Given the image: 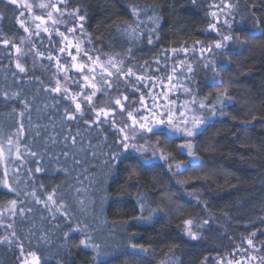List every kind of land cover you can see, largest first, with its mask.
I'll list each match as a JSON object with an SVG mask.
<instances>
[{"label":"trees","instance_id":"16d2710c","mask_svg":"<svg viewBox=\"0 0 264 264\" xmlns=\"http://www.w3.org/2000/svg\"><path fill=\"white\" fill-rule=\"evenodd\" d=\"M212 2L226 9L227 23H219L216 31L209 30ZM69 5L67 12L79 8L85 17L81 31L89 55L99 57L94 64L113 61V68L127 66L151 75L161 85L170 83L174 95L185 102L193 97L216 104L217 93L228 89L230 103H225L223 117L195 136L201 168L192 173V180L206 210L225 219L241 237L255 233L264 254V36L258 34L264 29V0H69ZM20 17L17 5L0 0V147H14L16 156L9 157L5 169L0 164V177L7 170L9 184L19 192H8L0 184V205H12L0 264H18L20 251L34 252L40 264H97L95 249L80 244L89 237L108 254L102 257L104 264H217L231 253L232 242L216 228L203 229L197 240L187 235L185 221L199 223L201 209L178 198L164 166L152 164L132 173L139 156L119 147L120 121L112 116L114 111L94 123L95 112L84 102L88 124L67 118L65 109L71 105L74 110L71 97L80 89L65 78L80 75L69 68L71 57L59 54L61 41L51 36L55 43H49L43 32L35 35L36 28L29 27L31 53L17 62L14 47L21 48L26 38ZM249 32L257 35L245 48L229 42L228 58L214 55L219 51L214 42L222 36L243 39ZM213 60L215 72L204 68ZM179 63L184 65L180 72ZM214 75L224 83H213ZM57 81L61 91H51ZM123 81L127 87L130 81ZM102 102L97 94L92 98L97 109H108ZM174 141L164 144V151L184 160ZM116 152L131 158L117 167L111 159ZM137 201L145 205L144 216L152 210L157 215L131 226V218L141 215ZM130 243L147 251L131 255Z\"/></svg>","mask_w":264,"mask_h":264},{"label":"snow or ice","instance_id":"6c2138e0","mask_svg":"<svg viewBox=\"0 0 264 264\" xmlns=\"http://www.w3.org/2000/svg\"><path fill=\"white\" fill-rule=\"evenodd\" d=\"M8 5H17L18 0H7ZM69 0H48V2H40L37 7L42 10H46V17L47 20H51L53 25L56 24H63L66 23L62 17L65 16L67 9L69 8ZM25 7L29 12H31L33 5L25 3ZM231 7V5H229ZM136 10L134 9V14ZM53 13L58 14L57 18H53ZM80 9L74 8L72 12L67 13L69 17L75 18L78 16L79 21H83L85 17L83 15H79ZM24 13L21 12V16H23ZM215 13H213V16ZM34 20H39L41 22H45V16L44 15H36L32 17ZM20 26L24 29L25 32H29V28L25 27V21L20 20L19 21ZM227 23V21H225ZM229 28H231V25H228ZM80 29H83V24L79 25ZM209 27L216 31V25L210 24ZM36 28H40V24L36 25ZM44 32L49 33V43H55L51 40V33L49 32V29L45 27L43 29ZM55 31L63 37L65 40H67V36H65L64 32H59L58 29H55ZM67 32H74V28H66ZM219 34V33H218ZM258 34L260 36H264V29H258ZM35 35L39 36L40 33L36 32ZM257 33L249 32L243 39L239 35L233 36L231 34L222 36L221 39L216 40L214 42V48L218 49V52H215L214 55L219 57L222 60H225L229 56V51H232L229 48V42H232L234 45H236L239 48H245L250 40H253L256 38ZM90 42V41H89ZM150 44L152 43L151 39L148 41ZM5 45L9 43L7 39L3 41ZM71 46V45H70ZM35 47V45H33ZM77 55L81 56V60L84 61V58L86 57L87 60L82 63H74L77 60V55H73L71 51L67 52V57H71V61L73 63H70L68 66L69 68H76L77 73L80 75V79H76L75 74L72 77H66L65 79H72L73 84H75L80 91L74 94L71 99L75 103L74 110L71 109V105H69L65 109V113L67 115V118L69 120H77L81 119L83 120L84 124L89 123V119H84V112L81 108V104L86 102L87 107L91 112H95L96 115V121H93L94 123H99V118L101 116H104L105 118L108 117L109 113L111 111H117L121 117L124 116L126 106L121 102L120 98H116L114 100V106L113 108H110L108 111L105 110V108H99L97 109L95 105L92 104V98L96 96L97 91H102L103 95H108V89H111L115 86L116 90H119L120 87V79L121 77H132L135 75L133 70L131 68H128L127 71H124L122 68H117L116 73L108 72L107 77L101 75V81H100V87H97V83H94L93 81L96 80V77L93 75L90 78L89 73H92L94 69L88 67V62L96 63L97 60H99V57H97L95 60L91 55H89L88 50L81 51L79 44L77 43L74 45ZM209 52L213 51V47L209 46L207 49ZM17 51L19 52L20 49L17 48ZM60 52H65L66 49L64 47L59 48ZM175 51V50H174ZM201 51H204V49H201ZM38 55L43 56V53H38ZM67 57H65V60H67ZM48 59L51 60L53 57L51 56L50 50H49V56ZM111 63V61H110ZM230 63V61H229ZM59 64V61H58ZM112 67H116L115 64H112ZM211 67V70L213 72L216 71V62L213 60L211 64H205L204 68ZM17 68L20 72H24L25 69L23 66H21L20 63H17ZM87 69V71H86ZM175 71V69H173ZM189 72L192 71L191 68L188 69ZM116 76L115 85L113 84V81L108 79V77ZM144 77L137 76L136 80H142ZM169 80L172 78L169 77ZM212 81L215 84H223V79H217V76L212 77ZM134 91H139V88H135V85L133 84ZM85 88H89L92 91L90 93L85 91ZM51 91L54 92H60L61 87L59 81H57V85L55 88L51 89ZM69 91L68 88L64 89L65 94H67ZM184 91L186 93H190V89L185 88ZM144 93H141L139 98V103L143 106V111H141L140 108H135L133 110L127 111V119H122L120 121L121 126L117 129L118 133H122V137L118 141V145L120 148L124 150V153H127L129 151L131 152H138V153H144L151 150V156L150 157H143L135 159V165L132 168V173L135 174L138 169H146L147 167L151 166L153 164V161H168L169 156L164 155L163 152V146L166 143H174V137L179 136L181 139L184 140V143L176 145V152L179 155L186 156V160H181L180 162L175 164V170H173L172 163H168L167 171L172 173V176H176L178 174H183L184 172L188 171L189 169H196L201 167L200 158L194 154V146L189 138L195 137L199 134H201L202 131L207 130L208 126H211L213 122V117H216L218 115L223 116L224 113L222 111H218L216 105H206L205 103L201 102L199 104V109H201L200 115H193L191 117V120H189L183 111L179 112V117L177 118L176 113L173 112V110L168 107L167 105H164L163 111H158L157 109L160 107L156 103V96H152L151 98V104L152 107L149 108L147 105L144 104ZM162 96H166V93L161 94ZM77 96L81 97V102L77 103L76 98ZM221 97L225 99H230L228 89L225 88L223 92L217 93V100L220 104V108L222 109L225 107L224 100L221 99ZM124 101H128V108H132L133 101L129 100L128 96H123ZM169 104H175V100H171L168 102ZM193 103L195 101L193 100ZM115 106H119L118 108H115ZM147 113V115L145 114ZM78 114V115H77ZM233 119H235L233 117ZM257 118L255 116L252 117V120H256ZM128 121H131V124L128 123ZM244 124H249L251 121H242ZM112 126H116V121L113 119ZM129 129L128 132H125V129ZM157 137V140L155 143H149V139H146V136ZM139 137L140 140H144L145 144L137 145L136 143H129V141H136ZM163 138V143L161 142V139ZM75 138H73L74 141ZM9 144H11V138H9ZM147 145V147H145ZM122 152H116L114 155H112L111 159L115 160L117 162L116 166L118 167L119 164L123 163L124 160L130 159V156H125ZM159 153V154H158ZM31 155L35 156L36 153H31ZM0 156H2V149H0ZM123 157V159H122ZM107 163V161L105 162ZM111 167V166H110ZM40 169L37 168V171ZM127 170V169H126ZM177 183H183L180 181H177ZM0 184L8 191V192H15L17 195H19V192L16 188L12 187L11 184L8 182L7 177V170H5L2 177H0ZM191 195V193H189ZM51 199V197H49ZM11 203L13 205L16 204L15 200H12ZM138 210L141 213V215H136L131 218V226H136L141 223H146L149 221H152L153 217L157 215V210H152L148 216H144L142 213L145 211V205L142 201H137ZM186 224L191 225L192 221L188 220L185 221ZM207 223V221H205ZM13 236H15V233H12ZM188 235L191 237V239L195 240L197 239V235L189 230ZM253 236L255 233L252 234ZM131 239V238H130ZM7 240V237L0 238V243H4ZM91 238L89 237L87 240H81L80 244L84 247H93L96 251V256L94 257V260L97 261V264H104L102 257L105 255H108L107 253H103L100 249L99 245H94L90 243ZM248 244L251 246L253 244L252 240L249 239ZM8 243H11V241H8ZM129 248L133 250L131 255H135L137 251L139 252H146L147 249H145L142 245H136L134 243H130L128 245ZM23 246L21 245V250ZM30 256L33 257L32 264H40V258L34 253H29ZM252 259H255V257H252ZM238 264V262H237Z\"/></svg>","mask_w":264,"mask_h":264},{"label":"rangeland","instance_id":"374dc122","mask_svg":"<svg viewBox=\"0 0 264 264\" xmlns=\"http://www.w3.org/2000/svg\"><path fill=\"white\" fill-rule=\"evenodd\" d=\"M40 2H48V0H18V4L17 6L21 9V12L24 13L23 16L20 17V20L25 21V27H31V28H36L37 24H40V28L37 29L38 32H43L45 35H47L49 37V33H46L43 31V29L45 27H47L49 29V32L51 33V36H54L56 38H58L61 41V47H64L66 49L65 52H60L59 54L61 55H66L67 56V52L71 51L74 55H77L76 50L74 45H76L77 43L79 44V47L81 49V51L83 52V50H85V39L82 36V31L79 27L80 25V21L78 19L69 17L66 12L65 16L62 17V19H64L66 21V23L63 24H56L53 25L51 20H47L46 17V10H42L39 9L37 7V5ZM53 2H55V0H53ZM25 3L28 4H32L33 8L31 10V12H29L27 10V8L25 7ZM212 7L210 9V23L211 24H215L216 27L219 26V23H224L226 21V9L225 10H221L224 9L222 8V5L217 3V2H212ZM226 4V3H225ZM213 13H215V15L213 16ZM36 15H44L45 16V22H41L39 20H34L32 17L36 16ZM58 14L53 13V18H57ZM20 26V23H19ZM21 27V26H20ZM22 28V27H21ZM66 28H74L75 31L74 32H67ZM23 29V28H22ZM55 29H58L59 32H64L65 36H67V40H65L63 37H61L60 35H58V33L55 31ZM209 30L213 31L211 28H209ZM24 31V29H23ZM25 32V31H24ZM26 38L24 39L23 42H20L22 44V47L19 48V46H15L14 47V52L17 55V62L27 58V56H29V53H31L30 47L32 44V40H33V36H31L30 32H25ZM71 45V46H70ZM17 48L20 49V51H17ZM28 49V50H27ZM28 54V55H27ZM20 58V59H18ZM108 59H112L111 57H107ZM106 58V59H107ZM69 62L71 61V58H68ZM87 60V58H84V61L81 60V56L77 55V60L74 63H82L85 62ZM79 61V62H78ZM187 58L183 59V63L186 64ZM73 63V62H72ZM111 63H113V61H111ZM105 62V64L103 63H97V64H93L91 62H88V67L94 69V71L92 73H89L90 78L91 76H95L96 80L93 81L94 83H97V81H101V75L107 77V73L108 72H113L116 73L117 69L112 67V64ZM130 67L126 66V69L124 71H127V69ZM177 70L180 72L183 70L184 65L182 63H179L176 66ZM57 70H60L61 72L64 71L63 69V65H57L56 66ZM73 69L75 71L76 68L73 67ZM133 70V69H132ZM87 71V69H86ZM133 72L135 73V75H133L132 77H121L120 79V87L119 90L117 91L115 86L111 89H108V95L105 96L103 95L102 91H97V95L102 99V103L105 107H107L108 109H105L106 111H108L110 108H113L114 106V100L116 98H120L121 102L123 104H125L126 109H125V113L124 116L121 117L120 114L117 111H114L112 116H116L119 117V121H121L122 119H127V111L129 110H133L135 108H140L141 111H143V106L139 103V98L141 93H144V104L147 105V107L151 108L152 104H151V98L152 96H156V103L160 106L157 110L158 111H163L164 109V105H167L168 107H170L174 113H176L177 118L179 117V112L183 111L185 113V116L191 120V117L193 115H200L201 113V109H199V104L201 102L207 104L204 100H195L193 99V97H188V102H185L183 99H179L177 96L174 95V92L176 91V89L170 84V83H165L163 85L159 84L158 81H156L154 79V77H152L151 75H142L140 73H137V71L133 70ZM185 72H182L180 75H184ZM137 76H142L144 77L142 80H136ZM98 79V80H97ZM108 79H110L111 81H113V84L115 85V81H116V76H112V77H108ZM127 79L130 81L128 83V86H125V82L123 80ZM133 84L135 85V88H139V91H134V87ZM97 87L99 88V84L97 83ZM87 90L92 91L91 89L87 88ZM166 93V96H162L161 94ZM123 96H128L130 101H133V105L132 108H128V101H124L123 100ZM221 99L224 100V103L228 104L230 103L229 99H225L223 97H221ZM171 100H175L177 102H180V106L178 104H169L168 102ZM193 100L195 101V103H193ZM211 105V104H209ZM212 105H216L217 110L218 111H222V109L220 108V104L218 102V100L216 101V104H212ZM119 106H115V108H118ZM147 115V113H145ZM119 115V116H117ZM104 117V116H102ZM223 116H216L213 117L214 119H218L221 118ZM129 124H131V121H128ZM121 126V124H120ZM129 129H125V132H128ZM121 137H122V133H120ZM146 139H149V143H155L157 140V137H152L150 136V134L148 136H146ZM162 139V138H160ZM194 146V154H196V145H195V137L189 138ZM174 140H177V144H181L184 143V140L181 139L179 136L174 137ZM161 142L163 143V140H161ZM129 143H136L138 146L141 144H145L144 140H140L139 137L137 138L136 141H129ZM145 147H147V145H145ZM14 148V147H13ZM11 147L6 148L4 147H0V149H2V156H0V164L3 165V169H5V164L8 162L9 157H16L15 153H13L14 149ZM163 152L164 155L169 156V160L168 161H153V164H161L162 166H164L166 168L167 171V166L168 163H172L173 165V170H175V164L180 162L178 160H176V158H174V156L170 153H166L164 151L163 148ZM136 154L139 156V158H141V156L143 157H150L151 156V150H149L148 152H144V153H138L136 152ZM159 154V153H158ZM184 160L187 159L186 156L181 155ZM201 168V167H199ZM199 168L196 169H189L188 171L184 172L183 174H178L176 176H172V173L168 172L169 177H170V182L171 185L173 186V188L175 189L174 191L177 193L178 198L187 203V204H193L195 206L200 207L201 209V220L199 223H191V225L186 224L184 226L185 231L188 232L189 230H191L192 232H194L197 235V239L200 236V233L203 229L205 228H216L219 231L222 232V234L226 235L229 237L230 241L232 242L234 248L232 250L231 253L224 255L221 259H219L217 262V264H264V254H262L261 251V243L259 241H257L255 239L254 236L251 237H241L240 235H238V233L235 231L234 228H231L229 226V224L226 222L225 219H223L222 217L219 216H214L212 214H210L203 202L201 201V197L200 195L197 193V191L195 190V185L197 184V181L192 180V173L196 170H198ZM177 181L183 182V183H177ZM191 193V195L189 194ZM11 211H12V205H0V226L4 229V233L5 236L7 238H9V228L7 226H5V222L8 223L9 219L11 218ZM200 211V210H199ZM10 217V218H9ZM205 221H207V223H205ZM189 236V235H188ZM190 237V236H189ZM195 239V240H197ZM251 239L253 244L250 246L248 244V240ZM252 257H255V259H252ZM32 260L33 257L30 256L29 254H26L24 252H19L18 253V264H32Z\"/></svg>","mask_w":264,"mask_h":264}]
</instances>
